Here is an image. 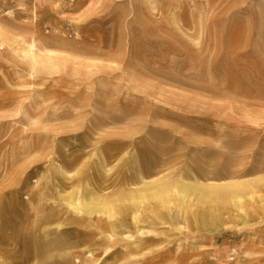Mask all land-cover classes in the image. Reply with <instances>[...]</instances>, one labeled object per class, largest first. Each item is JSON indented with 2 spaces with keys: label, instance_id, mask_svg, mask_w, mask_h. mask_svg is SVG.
I'll list each match as a JSON object with an SVG mask.
<instances>
[{
  "label": "rangeland",
  "instance_id": "1",
  "mask_svg": "<svg viewBox=\"0 0 264 264\" xmlns=\"http://www.w3.org/2000/svg\"><path fill=\"white\" fill-rule=\"evenodd\" d=\"M135 153L149 182L223 189L149 193L137 205L150 215L165 198L170 227L111 242L93 225L105 211L67 196L142 186ZM108 247L102 264H264V0H0V264H82Z\"/></svg>",
  "mask_w": 264,
  "mask_h": 264
},
{
  "label": "bare ground",
  "instance_id": "2",
  "mask_svg": "<svg viewBox=\"0 0 264 264\" xmlns=\"http://www.w3.org/2000/svg\"><path fill=\"white\" fill-rule=\"evenodd\" d=\"M225 39V40H224ZM232 39L222 38L221 43ZM230 44V43H229ZM25 55L29 57L35 64L39 62V54L37 52V46L35 43H32L29 48L25 49ZM216 62H211V71H215ZM237 82L228 81V86L232 87L234 86L236 91H239L242 87V84H239ZM227 87V86H225ZM224 87V88H225ZM80 157V153L72 155V157L68 160V165L74 166ZM106 162L107 158L106 155H101L99 157L98 161V168L100 170H107L106 168ZM133 163L134 168L133 170L136 172L137 177L142 181V186H135L132 188L126 187L121 188L119 191H116L112 194H99L97 191L89 185V187L86 188V191L84 192L81 190L80 187L74 189L72 193H70L68 196L67 194H63V196H67V199L72 200V203L70 204L71 207H73L76 211L79 213L85 212V208L88 207H94L96 210H94L95 213L101 214V211H105L106 213V221L105 222H98L94 221L93 225L100 231L101 234L105 233V229L109 228V231L105 233V237L109 241L115 240L117 237L121 236V232H123L124 229H126L128 226H131L132 228H137V236L139 237H146V236H153L157 237L161 233L155 229H145L141 228L140 225L145 221H150L154 225H163L165 227H170L169 223L166 221V219L171 216V212L177 216L179 215V211L171 210L170 205H168V201L162 197L161 199V206L164 209L158 210L155 209L154 212L150 215H146L143 211V208H141L142 205H137L136 201L142 197L147 196L149 193H153L155 195H162V192H168L170 188L174 187H180L184 191H194L197 192L200 196L205 195H214L217 194L218 190H222L221 186L216 185H210L207 183H203L195 174H192L191 179H182L179 181L172 182L171 180H165V181H152L149 182L147 178H145V173L143 171V164L141 163V159L137 156V154H133ZM55 168L58 169V171L65 177H68V173L64 170L62 165L60 163L55 164ZM155 184V187H152ZM171 186V187H170ZM162 191V192H161ZM122 198H128L132 200L134 208L132 209L131 206H127L125 209V214L122 217H117L111 212H107L108 208L114 207V204L116 200L122 199ZM87 206V207H86ZM239 211L241 214L245 215V211L239 207ZM132 212L131 219L128 218V215ZM123 237L128 238L129 241H135V236L125 234ZM152 240V239H151ZM150 242L149 240H139L134 247H140L142 245V242ZM120 251L123 254L130 253L132 251L131 244L122 243L120 245ZM112 252V248L108 247L105 252L103 253L102 257L100 259H96L95 252L92 249H88L87 254V261L83 262L82 264H102L103 262L101 259L103 257H106ZM74 251H68L66 252L67 255H73ZM77 261H80L77 259Z\"/></svg>",
  "mask_w": 264,
  "mask_h": 264
}]
</instances>
